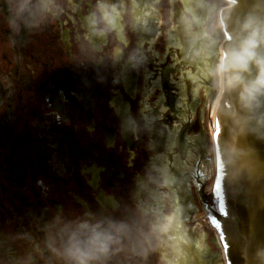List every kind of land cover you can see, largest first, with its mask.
Segmentation results:
<instances>
[{"label":"flooded vegetation","instance_id":"obj_1","mask_svg":"<svg viewBox=\"0 0 264 264\" xmlns=\"http://www.w3.org/2000/svg\"><path fill=\"white\" fill-rule=\"evenodd\" d=\"M98 2L0 0V264H69L47 244L57 217L130 225L102 264H150L152 248L156 264H170L162 256L174 242L165 237L159 252L150 230L158 208L180 210L175 264H218L204 143L211 9L196 0H107L122 11L119 28L96 35L88 18ZM185 5L200 22L182 23V32ZM161 163L176 200L161 186Z\"/></svg>","mask_w":264,"mask_h":264},{"label":"clouds","instance_id":"obj_2","mask_svg":"<svg viewBox=\"0 0 264 264\" xmlns=\"http://www.w3.org/2000/svg\"><path fill=\"white\" fill-rule=\"evenodd\" d=\"M26 7V5H21ZM122 11L115 3L99 0L96 10L89 16V24L96 35L119 28ZM14 23V21H13ZM97 25H102L97 27ZM123 35L122 31L120 33ZM264 20L249 18L244 24V35L238 46L226 48L217 57L216 63L209 67L210 75L215 76L223 86L235 87L243 84L242 99L246 103L258 102L264 95ZM116 51H120L117 49ZM255 66V75L250 76ZM170 184L168 179L161 181V186ZM87 215V214H85ZM56 232L48 237V247L62 256L69 264H94L103 262L112 251L119 250L113 245H121L122 238L130 231V225L124 221L98 219L95 222L82 219L70 223H62L56 218ZM182 221L179 208L170 212L155 209L150 222V230L157 236L161 245H165V237L174 242L178 248L183 240ZM59 240V244H58ZM147 251L146 249L144 250ZM168 262L167 255L162 256Z\"/></svg>","mask_w":264,"mask_h":264},{"label":"water","instance_id":"obj_3","mask_svg":"<svg viewBox=\"0 0 264 264\" xmlns=\"http://www.w3.org/2000/svg\"><path fill=\"white\" fill-rule=\"evenodd\" d=\"M238 2L240 11L239 13L241 17H238V15L235 14V18L229 21H225L226 24L231 23V30L234 31L235 35L237 36L236 41L228 48L235 47L240 44L244 35V24L249 18L264 20V0H238ZM185 7V10L188 12V15L182 12L180 14V18L186 22L182 20H177L179 29L182 32L184 31L182 23H185L186 25L192 27L195 23L200 22V19L195 17L197 15L192 14V12L190 11L189 5H185ZM173 42H179L177 36L174 37ZM260 51L264 53V46L261 47ZM249 75H255V66H253L252 72ZM226 90V99L231 104H236V111L238 112L236 113V115L234 114L233 116H231L233 119H225L239 132L237 133L235 130H233V133L228 134V136H225L233 137L228 138L227 151L231 153L241 154L243 155L242 157L247 155L250 159H252V164H255L257 168L255 170H251L247 167L248 170H250V176L251 178L255 177L256 179H260L254 181V184L258 183L260 185V188L258 187L256 189V192L254 193L256 196L255 204L248 206V208L253 212V216L251 218L250 214H239L238 216H240L244 220L243 222H245L246 225L249 227L248 232L252 236V239L254 240V243L256 245L255 250H258L257 255H253L254 261L257 264H264V164H261L257 157V150L264 152V143H258L257 141H255V136L259 133L258 125L261 126V133L264 136V95L258 97V102H253L249 104L246 103L244 99H242L241 94L243 92V84L237 85L235 87H228L226 85ZM252 110L257 116L250 115L251 118H248L249 113ZM237 134L238 138L236 137ZM159 168L161 170L162 180L168 179L170 181V184L165 187L169 190L170 197H172V199H175L174 193H177V191L179 190L175 189L177 186H175L174 188L171 185L173 180L175 181L174 177L168 174L167 168L164 163H161ZM156 188L157 186L154 187L153 192H156ZM241 194L242 193L239 192L238 196L234 197V199L242 198ZM172 203L176 205L174 200H172ZM229 207L230 205L227 204V211ZM259 243H262V246H258ZM185 259H187V256H185ZM183 264L187 263L184 262Z\"/></svg>","mask_w":264,"mask_h":264},{"label":"rangeland","instance_id":"obj_4","mask_svg":"<svg viewBox=\"0 0 264 264\" xmlns=\"http://www.w3.org/2000/svg\"><path fill=\"white\" fill-rule=\"evenodd\" d=\"M219 4H223V3L219 2ZM130 264H134V263L132 261H130Z\"/></svg>","mask_w":264,"mask_h":264}]
</instances>
